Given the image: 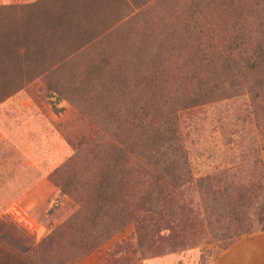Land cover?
Returning a JSON list of instances; mask_svg holds the SVG:
<instances>
[{
  "label": "rangeland",
  "instance_id": "1",
  "mask_svg": "<svg viewBox=\"0 0 264 264\" xmlns=\"http://www.w3.org/2000/svg\"><path fill=\"white\" fill-rule=\"evenodd\" d=\"M261 1L232 0L244 6L241 12L224 0L200 3L205 12L197 14L196 0H0V103L29 93L51 122L46 139L62 149L63 160L49 175L59 195L52 206L37 209L48 230L27 257L79 209L57 182L82 192V182L97 173L96 145L108 138L114 119L141 106L153 114L151 101L161 120L177 116L175 139L164 150L165 168L174 161L178 166L175 191L148 209L144 190L149 177L159 175H139L136 185L128 181L127 205L138 209L134 220L77 264H264V60L230 69L221 48L201 55L209 30L223 33L222 15L239 24L249 19L246 50L251 54L257 42L264 48ZM223 37L226 43L228 35ZM70 49H78L72 62ZM151 79L158 86L154 94L145 86ZM199 86L208 94L204 102L173 107L176 97L195 95ZM142 141L135 150L141 151ZM181 151L189 173L180 169ZM70 159L72 166L53 176ZM208 177L215 190L251 196L246 231L228 238L212 228L206 210L211 199L198 185Z\"/></svg>",
  "mask_w": 264,
  "mask_h": 264
},
{
  "label": "trees",
  "instance_id": "2",
  "mask_svg": "<svg viewBox=\"0 0 264 264\" xmlns=\"http://www.w3.org/2000/svg\"><path fill=\"white\" fill-rule=\"evenodd\" d=\"M196 1L195 13L197 14H204L205 12V8H200V3L207 7L216 6L220 3V0ZM224 2L234 5V12H241L244 8L240 2L236 3L232 0L228 2L224 0ZM260 4L263 5L261 7L264 9V0ZM87 9L89 8L86 4L81 7L84 13ZM84 16L87 19L86 14ZM198 18L199 16L194 18L196 23ZM217 19H220V27L223 33L216 35L209 30V35L205 41L207 45L202 50L201 53L203 54L201 55L207 53L211 56L221 48L225 55L224 63H227L230 69L234 68L235 64H242L250 69L254 67L258 59L264 60V48L261 46V42L255 44L251 54L245 48L250 35L246 33L244 24H250L249 19H241L242 24L237 22L239 19H230V17L224 19L223 15L218 16ZM233 22H237L234 23L237 29L233 33H226V27ZM225 34L228 35L226 43L223 37ZM75 53H78V49H70L66 58H71L70 62H72L74 58L72 59L71 56ZM156 85L152 79L145 84L153 94L155 93L154 89L158 87ZM198 88L199 90L195 95L176 97L173 100V107H178L180 110L204 102L208 95L207 91L202 86ZM142 107L134 108L123 117L114 119L115 126L112 127V131L108 130V138H101L96 145L97 173L88 181L82 182V192H71L68 188L70 183H66L65 180L61 183L57 182L61 187V194L70 195L79 205V209L52 234L46 236L36 248H33L29 252V258L39 264H77L83 258L102 248L112 237L122 232L128 222L134 220L135 212L138 209L127 205V182L129 181L134 185L138 181L141 183V180L136 179L139 175H159L158 179L149 177L148 189L144 190L143 205L148 209L173 194L178 166L174 161L170 167L165 168L164 150H167V146L175 139L177 116L175 113H170L171 116L166 120H161L151 101L149 108L155 113H144ZM127 124L130 126L128 131ZM141 140H143L142 145L138 146L141 151L135 150L137 147L135 142H141ZM128 155L130 157L132 155L131 159H133L131 169L127 171ZM179 158L183 164L180 169L189 173L183 151L180 152ZM72 162L73 159H70L60 167L61 169L58 168L53 172V176L59 170L62 171V168L71 167ZM198 185L203 193H206L211 199V202L206 204V210L209 223L213 229L220 230L228 238L235 237L239 230L244 231L246 229L249 209L251 201H253L247 192L237 191L232 194L226 188L215 190L209 177L200 180ZM49 253H54L57 256L51 259L46 258Z\"/></svg>",
  "mask_w": 264,
  "mask_h": 264
},
{
  "label": "crops",
  "instance_id": "3",
  "mask_svg": "<svg viewBox=\"0 0 264 264\" xmlns=\"http://www.w3.org/2000/svg\"><path fill=\"white\" fill-rule=\"evenodd\" d=\"M41 104L26 91L0 103V264H35L26 254L48 230L37 209L59 195L49 175L62 149L45 137Z\"/></svg>",
  "mask_w": 264,
  "mask_h": 264
}]
</instances>
